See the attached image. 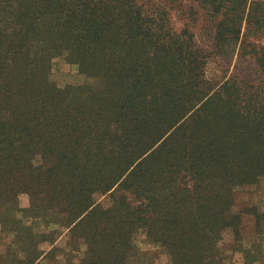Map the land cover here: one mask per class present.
Segmentation results:
<instances>
[{"label":"trees","instance_id":"obj_1","mask_svg":"<svg viewBox=\"0 0 264 264\" xmlns=\"http://www.w3.org/2000/svg\"><path fill=\"white\" fill-rule=\"evenodd\" d=\"M192 2L215 53L252 58L253 79L208 76V52L160 3L0 0L1 176L34 168L25 190L87 242L75 264H127L139 230L171 264H223L226 228L243 251L231 209L264 176V1ZM59 56L86 81L58 85Z\"/></svg>","mask_w":264,"mask_h":264},{"label":"rangeland","instance_id":"obj_2","mask_svg":"<svg viewBox=\"0 0 264 264\" xmlns=\"http://www.w3.org/2000/svg\"><path fill=\"white\" fill-rule=\"evenodd\" d=\"M138 1L146 7H150L152 3L165 5L174 30L181 31L186 28L193 34L199 48L209 54L206 64L208 76L222 79L231 74H239L246 79H253L256 75L252 58L235 55L222 59L215 53L211 24L192 0ZM192 8L194 12H191ZM51 78L60 86L86 81V77L76 66L66 62L62 56L53 60ZM27 168H24L25 176L35 186L30 172L34 168L31 167L30 171ZM2 172L0 169V264L77 263L85 252L87 242L79 238L80 233L70 225L71 219L75 217L70 213H60L57 209L43 210L39 201L42 197L39 185L36 184L37 188L29 192L25 190L28 181L20 178V171L8 177L1 176ZM233 198L231 210L239 213L242 219L243 251L234 250L233 233L230 228H226L218 243L223 254V264H264V220L262 225L257 224L258 213H264V176L254 183L238 186ZM94 199L104 207L111 204L109 194L96 193ZM8 203H12V209H6L4 204ZM133 245L134 253L127 256V264H171L164 247L147 238L143 230L134 234Z\"/></svg>","mask_w":264,"mask_h":264}]
</instances>
